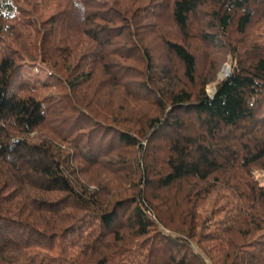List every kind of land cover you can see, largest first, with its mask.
<instances>
[{
	"label": "trees",
	"instance_id": "1",
	"mask_svg": "<svg viewBox=\"0 0 264 264\" xmlns=\"http://www.w3.org/2000/svg\"><path fill=\"white\" fill-rule=\"evenodd\" d=\"M0 264H264V0H0Z\"/></svg>",
	"mask_w": 264,
	"mask_h": 264
},
{
	"label": "rangeland",
	"instance_id": "2",
	"mask_svg": "<svg viewBox=\"0 0 264 264\" xmlns=\"http://www.w3.org/2000/svg\"><path fill=\"white\" fill-rule=\"evenodd\" d=\"M225 64H229V66L232 68V65H233L234 63H233V60L231 59L230 55L228 56V60H226V62H224L223 65L221 66V68L219 69V71H218V73H217L216 80H215L214 82H212V83H210V84L207 85V87H206V92H207V94H208L209 96H213V94H210V92H209V86H210V85H213V86L215 87V90H216V89H217V88H216L217 83L224 79V78H223V79H220V73H221L222 69L224 68ZM230 72H231V70H230ZM214 93H215V92H214Z\"/></svg>",
	"mask_w": 264,
	"mask_h": 264
},
{
	"label": "bare ground",
	"instance_id": "3",
	"mask_svg": "<svg viewBox=\"0 0 264 264\" xmlns=\"http://www.w3.org/2000/svg\"><path fill=\"white\" fill-rule=\"evenodd\" d=\"M230 70H231V67L229 66V64H225L224 68L222 69L220 73V79L225 78L230 73ZM209 92L210 94H214L215 87L213 85L209 86Z\"/></svg>",
	"mask_w": 264,
	"mask_h": 264
},
{
	"label": "water",
	"instance_id": "4",
	"mask_svg": "<svg viewBox=\"0 0 264 264\" xmlns=\"http://www.w3.org/2000/svg\"><path fill=\"white\" fill-rule=\"evenodd\" d=\"M215 93H216V90H215ZM215 93H214V94H215ZM214 94H213V95H214Z\"/></svg>",
	"mask_w": 264,
	"mask_h": 264
}]
</instances>
